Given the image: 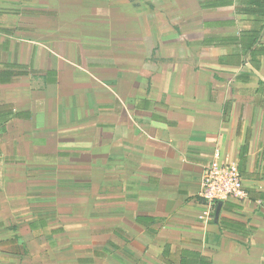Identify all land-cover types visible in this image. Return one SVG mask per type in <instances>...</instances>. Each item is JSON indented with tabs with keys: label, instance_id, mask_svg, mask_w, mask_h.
Returning a JSON list of instances; mask_svg holds the SVG:
<instances>
[{
	"label": "crops",
	"instance_id": "obj_1",
	"mask_svg": "<svg viewBox=\"0 0 264 264\" xmlns=\"http://www.w3.org/2000/svg\"><path fill=\"white\" fill-rule=\"evenodd\" d=\"M0 264H264V0H0Z\"/></svg>",
	"mask_w": 264,
	"mask_h": 264
},
{
	"label": "built area",
	"instance_id": "obj_2",
	"mask_svg": "<svg viewBox=\"0 0 264 264\" xmlns=\"http://www.w3.org/2000/svg\"><path fill=\"white\" fill-rule=\"evenodd\" d=\"M246 195L243 178L236 160L222 156L216 150L214 158L206 163L202 175L199 197L208 218L216 211L221 201L239 199Z\"/></svg>",
	"mask_w": 264,
	"mask_h": 264
}]
</instances>
